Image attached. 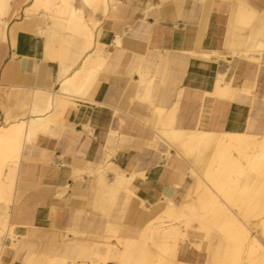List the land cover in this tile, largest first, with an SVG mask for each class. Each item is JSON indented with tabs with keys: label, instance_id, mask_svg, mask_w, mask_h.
<instances>
[{
	"label": "crops",
	"instance_id": "crops-1",
	"mask_svg": "<svg viewBox=\"0 0 264 264\" xmlns=\"http://www.w3.org/2000/svg\"><path fill=\"white\" fill-rule=\"evenodd\" d=\"M109 1L113 7L97 27L106 57L99 76L85 99H72L68 107L57 110L50 128L23 146L18 189L9 211L17 247L7 253L6 264H27L32 256L37 264H46L60 250L72 254V243L61 246L64 237L103 241L104 220L94 208L96 179L87 174L81 181L72 177L105 162L115 114L124 122L119 130L126 140L110 162L134 176L135 196L152 205L147 211L135 201L123 213L117 209L113 224L131 233L141 229V217L160 214L158 205L165 197L180 202L191 183L188 175L178 180L185 163L175 152L162 160L165 147L156 150L151 145L156 130L180 120L193 128L198 118L224 131L242 129L250 119L257 128L264 124V68L257 77L254 101L239 102L248 64L230 55L243 50L252 36L264 44V0ZM28 3L11 0L19 9ZM84 9L94 17L88 7ZM21 18H9V26ZM13 41L14 45L0 47V127L8 124L7 118L28 120L32 91H57L60 86L58 63L44 60V35L17 31ZM220 57H225L227 66L221 68ZM223 71L228 89L219 99L204 97L213 92ZM60 189L65 190L62 195ZM179 251L178 261L205 264L199 254L195 259L190 256L187 244L179 245Z\"/></svg>",
	"mask_w": 264,
	"mask_h": 264
},
{
	"label": "bare ground",
	"instance_id": "bare-ground-1",
	"mask_svg": "<svg viewBox=\"0 0 264 264\" xmlns=\"http://www.w3.org/2000/svg\"><path fill=\"white\" fill-rule=\"evenodd\" d=\"M109 7H113L109 0H29L19 9L11 5V0H0V47L14 45L17 31L44 35V60L58 63L60 84L57 91H32L34 102L27 121L7 118L8 124L0 127V264H6L7 253L17 247L9 211L18 189L16 177L23 146L32 143L38 132L50 128L57 110L68 107L72 99H85L106 60L97 27ZM11 17L21 20L9 26ZM230 55L248 64L238 101L252 103L257 77L264 68V44L252 36L243 50ZM220 61L221 68L228 65L225 57ZM223 77L224 71L218 74L213 92L204 97L216 100L225 93L228 86ZM200 120L194 122L193 128H186V121L180 120L154 132L151 145L156 150L165 147L162 160L170 157V151L175 152L176 158L185 163L178 180L188 175L191 183L180 202L165 197L158 205L160 214L149 219L141 217V229L131 233L113 224L117 209L123 213L135 201L147 211L152 205L135 196L131 189L134 176L128 177L126 171L110 162L118 153V145L126 140L119 130L124 122L115 114L106 140L105 162L89 165L72 177L81 181L82 174H87L96 179L94 208L104 220L103 241L61 238V246L70 242L74 251L69 254L60 250L46 264H184L177 260V254L179 245L185 246L186 242L197 248L188 246L192 258L199 254L210 264H264V124L257 128L250 119L242 129L224 131ZM64 192L58 190L60 195ZM191 223L197 224L195 230L208 241L201 254V241L189 236ZM36 261L32 256L27 264H37Z\"/></svg>",
	"mask_w": 264,
	"mask_h": 264
},
{
	"label": "rangeland",
	"instance_id": "rangeland-1",
	"mask_svg": "<svg viewBox=\"0 0 264 264\" xmlns=\"http://www.w3.org/2000/svg\"><path fill=\"white\" fill-rule=\"evenodd\" d=\"M196 223H191L190 224V226H191V228H189L188 229V232H189V236L191 237V238H193L194 240H197V241H201V248L199 249V253L201 254V253H203V252H200V251H204V248L206 247V245H207V243H208V241L207 240H205V236H204V234L203 233H201V232H199V231H197V230H195V227H196ZM186 244L189 246L190 245V247H192L194 250H197V248H195L194 246H192L191 244H189L188 242H186ZM205 253V252H204ZM204 263L205 264H210V262H207V260H205L204 259Z\"/></svg>",
	"mask_w": 264,
	"mask_h": 264
}]
</instances>
